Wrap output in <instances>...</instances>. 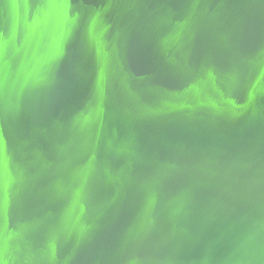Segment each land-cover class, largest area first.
I'll return each instance as SVG.
<instances>
[{
  "label": "water",
  "instance_id": "1",
  "mask_svg": "<svg viewBox=\"0 0 264 264\" xmlns=\"http://www.w3.org/2000/svg\"><path fill=\"white\" fill-rule=\"evenodd\" d=\"M0 264H264V0H0Z\"/></svg>",
  "mask_w": 264,
  "mask_h": 264
}]
</instances>
